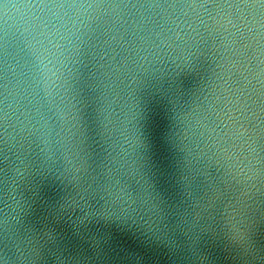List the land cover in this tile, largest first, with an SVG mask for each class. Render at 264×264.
Returning a JSON list of instances; mask_svg holds the SVG:
<instances>
[{
  "label": "water",
  "instance_id": "1",
  "mask_svg": "<svg viewBox=\"0 0 264 264\" xmlns=\"http://www.w3.org/2000/svg\"><path fill=\"white\" fill-rule=\"evenodd\" d=\"M0 264H264V0H0Z\"/></svg>",
  "mask_w": 264,
  "mask_h": 264
}]
</instances>
